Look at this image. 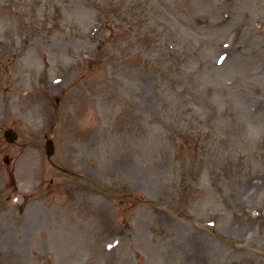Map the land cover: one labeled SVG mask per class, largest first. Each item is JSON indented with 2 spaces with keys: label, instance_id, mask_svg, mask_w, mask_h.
<instances>
[{
  "label": "rangeland",
  "instance_id": "rangeland-1",
  "mask_svg": "<svg viewBox=\"0 0 264 264\" xmlns=\"http://www.w3.org/2000/svg\"><path fill=\"white\" fill-rule=\"evenodd\" d=\"M0 264H264V0H0Z\"/></svg>",
  "mask_w": 264,
  "mask_h": 264
},
{
  "label": "water",
  "instance_id": "water-1",
  "mask_svg": "<svg viewBox=\"0 0 264 264\" xmlns=\"http://www.w3.org/2000/svg\"><path fill=\"white\" fill-rule=\"evenodd\" d=\"M9 139H11V138H9ZM48 153H50V150L48 151Z\"/></svg>",
  "mask_w": 264,
  "mask_h": 264
}]
</instances>
